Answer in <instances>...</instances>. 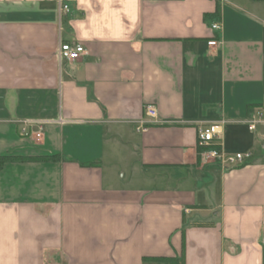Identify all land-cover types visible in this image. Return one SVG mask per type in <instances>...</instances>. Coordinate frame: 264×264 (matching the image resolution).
I'll return each mask as SVG.
<instances>
[{
	"label": "crops",
	"instance_id": "crops-1",
	"mask_svg": "<svg viewBox=\"0 0 264 264\" xmlns=\"http://www.w3.org/2000/svg\"><path fill=\"white\" fill-rule=\"evenodd\" d=\"M263 101L264 0H0V264H264Z\"/></svg>",
	"mask_w": 264,
	"mask_h": 264
},
{
	"label": "built area",
	"instance_id": "built-area-1",
	"mask_svg": "<svg viewBox=\"0 0 264 264\" xmlns=\"http://www.w3.org/2000/svg\"><path fill=\"white\" fill-rule=\"evenodd\" d=\"M66 10L67 5H63ZM211 28L218 30L220 28L219 23H213ZM209 45H216V40L208 42ZM85 54L84 47L76 42H61L57 50V56L60 60L74 61ZM145 117L149 121H155L156 108L152 104L145 106ZM224 121L217 122H201L196 125V147L198 151V157L202 162H217L222 166H240L245 164L251 157V153L236 152L226 153L220 143V137L222 135V125ZM143 124V123H142ZM248 130L255 132L259 127L264 130V101L252 107L250 115L246 120ZM145 128L142 127L141 130ZM26 131V130H25ZM39 137V132L36 133Z\"/></svg>",
	"mask_w": 264,
	"mask_h": 264
},
{
	"label": "trees",
	"instance_id": "trees-1",
	"mask_svg": "<svg viewBox=\"0 0 264 264\" xmlns=\"http://www.w3.org/2000/svg\"><path fill=\"white\" fill-rule=\"evenodd\" d=\"M48 160H58L60 157L58 154H53V155H50L47 157ZM8 159V156H3V157H0V161H4ZM96 162H88L86 163L85 165H93L95 164ZM154 260H161V261H166L168 262L169 264H184V261H183V258L182 257H158V258H155Z\"/></svg>",
	"mask_w": 264,
	"mask_h": 264
}]
</instances>
